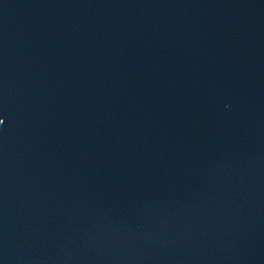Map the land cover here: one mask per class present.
Returning a JSON list of instances; mask_svg holds the SVG:
<instances>
[{"label": "water", "instance_id": "95a60500", "mask_svg": "<svg viewBox=\"0 0 264 264\" xmlns=\"http://www.w3.org/2000/svg\"><path fill=\"white\" fill-rule=\"evenodd\" d=\"M0 264H264V0H0Z\"/></svg>", "mask_w": 264, "mask_h": 264}]
</instances>
